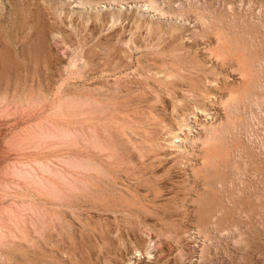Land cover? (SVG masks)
<instances>
[{
  "label": "rangeland",
  "instance_id": "1",
  "mask_svg": "<svg viewBox=\"0 0 264 264\" xmlns=\"http://www.w3.org/2000/svg\"><path fill=\"white\" fill-rule=\"evenodd\" d=\"M114 84L167 159L128 165L130 188L84 210L103 219L79 215L57 247L0 249V264H264V0H0V98Z\"/></svg>",
  "mask_w": 264,
  "mask_h": 264
},
{
  "label": "bare ground",
  "instance_id": "2",
  "mask_svg": "<svg viewBox=\"0 0 264 264\" xmlns=\"http://www.w3.org/2000/svg\"><path fill=\"white\" fill-rule=\"evenodd\" d=\"M149 74L154 75L152 70ZM86 85L83 89L75 91L64 90L54 95H50L52 92L46 91L44 88L39 90V87H37L36 92H33L35 91L34 89L31 92L25 90L22 100L16 103L1 95L0 119L8 118L10 128L7 130L10 131L3 136L0 143V249L15 250L16 248H25L30 245L36 246V249H38L37 246H45L46 244L57 247V238L59 239L64 235L63 232L67 226L75 227V223L81 222L80 218H77L78 220H75V218L79 217V215H84L85 217L88 212V210L86 213L84 212L86 207L95 208V202L98 200L100 205H97L95 209L102 211V209L107 207L105 204L104 207L101 204L107 195L110 196L115 191L130 188L125 185L126 183H122V176L128 174V165L132 164L133 166L135 164L137 166L138 162H144L145 165L152 167L157 161L160 162L162 160L163 162L167 156L166 147L168 146L163 142V140L167 141L166 136L162 140L159 138L160 136L158 137L155 134V131L157 132L161 128L158 127V130H154L152 122L149 123L148 121L150 118H147L149 112L140 108L143 106L142 103L139 109L144 110L145 122H138L139 124L136 122L139 120L137 116H141L140 113L137 114L136 112V116L130 112L128 113L130 108L126 107L127 102L124 99V97L129 95H124V93L128 92L127 89L114 84V87L107 86L100 90L98 89V92H91L89 85L87 87ZM93 88L96 87L93 86ZM156 101H153V103H156ZM129 106L132 107V105ZM147 107L144 108L146 109ZM135 109L133 110L132 108L133 111H136ZM162 124L160 125L162 126ZM156 125L158 126L159 124ZM177 126L178 124L176 125V130ZM178 127L180 128V125ZM168 130L167 132H170ZM171 143L170 141L168 145ZM159 155L165 156L153 162V159ZM145 165L143 164L146 168ZM139 167L142 168V166ZM133 168L131 167V169ZM138 171L137 168L136 175ZM138 176L142 177L140 174ZM153 176H149V178L152 179ZM132 179L134 180V178ZM142 181L144 182V180ZM150 195L147 198L150 199ZM145 205L148 206V204ZM117 206L116 208H118ZM116 208H113L112 211ZM151 208L153 207L151 206ZM73 209L81 211H75L77 214L74 216V213L71 212ZM90 214L87 213V216ZM96 214L97 216L100 215L98 212H95ZM95 215H92V217ZM96 217L94 219L98 222L96 220L98 217ZM104 220L106 219L104 218ZM100 221L98 222L99 225ZM94 224L97 225L95 222ZM79 226L82 227V225ZM85 227L87 226L84 225ZM89 227H93V225ZM95 232L97 231L95 230ZM107 232L110 236L115 235L116 232L117 237L121 235L116 229H113V231L108 229ZM71 237L73 238V236ZM75 237H78V235ZM72 240L75 241L74 239ZM129 242L136 251L140 249L148 251L153 247L151 239H140L137 235H133ZM71 243L74 244L73 242Z\"/></svg>",
  "mask_w": 264,
  "mask_h": 264
}]
</instances>
